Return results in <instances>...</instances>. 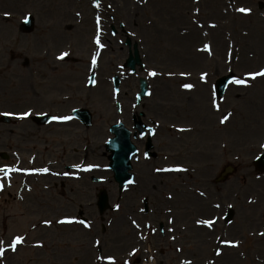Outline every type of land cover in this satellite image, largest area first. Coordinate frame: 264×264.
<instances>
[{"label": "rangeland", "instance_id": "1", "mask_svg": "<svg viewBox=\"0 0 264 264\" xmlns=\"http://www.w3.org/2000/svg\"><path fill=\"white\" fill-rule=\"evenodd\" d=\"M101 1L97 11L94 9V0H0V106L5 99V93L1 92H5V88L8 91L20 88L22 76L26 77L25 84L35 82L31 77L32 73H24L22 76L12 73L7 66L10 60L41 59L42 56L36 53L39 52L37 43L43 45L41 30H64L68 36L71 59L82 57L81 65L84 62L93 64V58L98 59L96 68L100 72L99 81L90 90V97L94 100L103 96L104 100L101 104L95 103V106L90 107L97 114L96 126H103L106 137H109V128L117 120L110 79L118 72L117 65L126 58L127 51L111 45L108 50L97 55L96 31L112 30L113 26L120 30L121 23L125 30H144L142 33L157 40L150 46L158 47L157 50H141L145 63L142 75L150 76L151 90L148 98L144 100V106L159 110L160 122L200 131L201 136L195 134L196 145L202 147L208 164L215 162V169L209 177L211 184L201 174L197 190L202 195L197 190L195 194H191L197 200L194 198V207H189L194 208L193 210H188L187 203L179 204L181 196L169 189L172 199L169 197L171 194L165 195L168 196V201L165 198L160 201L158 199L159 204L149 215L139 214V210L135 215L132 207H127L130 192L123 197V204L117 208V191L113 188L112 181H109L113 209L105 214V224L109 230L102 242L103 255L115 258L114 264H134L142 251L150 250L151 255L142 256L143 264H188L190 261L192 264H255L256 259L252 258V254L259 250V257L264 264V235L258 236V232L264 233V174H258L253 168L255 158L264 152V77L252 79L247 75L264 69V12L257 9V4L264 0H147V3L145 0H127L128 5L125 6L127 12L130 10L127 16L118 10L119 5L124 6L121 0ZM240 8H249L251 13H241ZM27 15L35 17V30H39L38 32L29 35L19 32V26ZM97 17L100 18L99 23L96 22ZM183 30H194L193 39L186 41V44L181 42L188 35ZM205 45H210V52L204 50ZM59 52L56 50L55 56ZM57 64L59 62L55 60L54 65ZM69 68L76 70L78 65L71 64ZM152 71L157 75L152 76ZM202 73H207L206 80L201 79ZM230 73L248 83H232L224 99L218 101L214 96V84L219 77ZM138 78L139 76H133L125 81L123 94L128 97L126 108L129 110L134 108L131 104L133 94L139 91ZM185 83L193 84L194 87L186 89L183 87ZM69 88L78 90L73 86ZM214 103L220 105L219 109L214 107ZM1 109L5 110V107H0ZM229 113L231 115L228 120L221 123L222 118ZM101 116L104 117V124L100 123ZM175 133V130L170 131L176 144L183 147L185 143L179 140L185 141L187 138L177 139ZM211 142L212 145L209 146ZM4 151L5 130H2L0 152ZM228 165L233 166L235 172L227 182L213 186L214 177ZM0 169H3L0 171V182H4L0 189V241L4 242L3 247L6 249L12 234H23L11 231L10 237L6 239L8 221L13 223L24 220L29 223L32 219L40 218L55 222L60 218L61 212L54 209H36L35 215L32 210L17 207L15 195L11 200L12 206L8 205L10 201L5 196V161L1 159ZM205 207L213 209L211 214L215 220V228L196 226L198 219H205L200 215ZM228 208L236 212L230 225L223 220ZM8 215H11V220H7ZM132 219L139 221L142 226L151 224V229H157L160 222L172 226L176 234H180L179 239L163 240L160 248L156 249L155 236L150 234L146 244L142 243V248L132 254L139 239L131 224ZM89 222H95L97 231H100L101 223L97 213L89 217ZM50 229L52 227L48 225L49 232L46 233V228H39V235L43 236L42 242L39 241L40 254L50 253L52 250ZM56 229L58 238L67 228L58 226ZM46 234L48 236L44 238ZM144 234L141 233L140 237L145 238ZM66 235H63L64 240ZM170 236L176 235L173 233ZM218 236L222 237L220 241L232 242V245L235 243L236 250H226L225 253ZM115 239L117 243L114 242ZM67 240L69 241L66 245L59 243L58 251L66 246V253L76 252L81 248L90 250L76 240L70 241L69 237ZM26 241V249L29 250L34 240L30 236ZM178 248L180 252L177 251ZM160 249L166 251L164 255L160 253ZM93 250L90 251L94 252ZM31 255L23 247L15 254L6 250L4 256L0 257V264H17L13 262L15 258L26 264ZM35 259L49 264L51 262L50 259H41L38 255ZM101 264H113V261L105 259Z\"/></svg>", "mask_w": 264, "mask_h": 264}, {"label": "flooded vegetation", "instance_id": "2", "mask_svg": "<svg viewBox=\"0 0 264 264\" xmlns=\"http://www.w3.org/2000/svg\"><path fill=\"white\" fill-rule=\"evenodd\" d=\"M109 35L116 38L117 44L123 41L137 45V41L131 38L128 30H110ZM49 44V39H43ZM142 45H147V39L143 35ZM50 45V44H49ZM50 56V49L47 52ZM49 61L51 59H48ZM25 65L28 62L24 63ZM50 67V65H48ZM87 67L82 68L77 80L83 81ZM45 78V77H43ZM48 82L42 84L41 90L33 91L24 95L16 102H7V105L15 113L28 112L30 115L20 118L5 129V152L8 160L31 162L49 169V178L52 191L56 197L57 209L63 211L80 210L85 211L89 205V180L97 178L104 180L105 172L98 169L93 172H83L87 162L92 158L94 161L103 160L106 157L104 133L92 134L94 141L90 143V128L74 117L76 110L88 108L90 95L88 92L69 90L67 82L72 79L66 72L47 77ZM60 78V79H59ZM59 79V81H57ZM6 105V102H5ZM160 113L151 108H143L141 112H123L120 110L121 118L131 125L133 141L137 152L132 160L133 181L131 186L134 191L135 200L138 195L150 194V188L164 186L168 188L170 172L157 171V169L170 168L171 135L164 124L157 125L154 117ZM39 115H48L50 123L37 121ZM68 117V119H56ZM135 119H141L146 128L139 129L134 126ZM153 128V132L150 130ZM151 140L152 148H148ZM177 162H180L177 159ZM173 177L175 186H183L181 171H176ZM155 175L165 177V182L154 178ZM164 230V229H163Z\"/></svg>", "mask_w": 264, "mask_h": 264}, {"label": "snow or ice", "instance_id": "3", "mask_svg": "<svg viewBox=\"0 0 264 264\" xmlns=\"http://www.w3.org/2000/svg\"><path fill=\"white\" fill-rule=\"evenodd\" d=\"M97 7H99V4L97 3ZM239 11L241 13H245V14H250L251 13V9L249 8H240ZM215 25H213L214 27ZM96 42L99 44L100 41H99V38H97ZM101 47H103V45H100ZM204 50H207V51H211V48H210V45H205L204 46ZM69 53L68 52H64V53H61V55L58 57V59H61L63 60L66 56H68ZM95 58H93V64H95ZM152 76H156L157 73L155 71H152L150 73ZM171 75V74H170ZM182 75H184L182 73ZM249 77H251L252 79H255L256 77H264V69L258 71V72H253V73H248L247 74ZM207 78V73H202L201 75V79H205L206 80ZM93 83L95 81H92ZM232 83H235V84H246L248 83V81L244 80V79H240V78H235ZM184 88L186 89H192L194 87L193 84H189V83H185L183 85ZM214 107H216L217 109H219L220 105L219 104H216L214 103ZM30 115V113L28 112H25L22 114L21 118H24L26 116ZM231 114L229 113L228 115H225L222 120H221V123H225L229 116ZM56 119H68V117H61V118H56ZM262 147H264V145H262ZM91 167V166H89ZM3 169H0V171H2ZM87 170V169H86ZM36 171H40V172H48L49 169L47 168H43V169H37ZM157 171H186V169H183V168H173V169H157ZM3 185L0 184V189H2ZM117 208H119V205H116ZM217 207H219V205H217ZM73 222H78V223H81V224H84L85 227H90V223L89 222H85V221H76L74 218H65L63 220H60L59 223H73ZM45 224H51L52 222L50 220H46L44 221ZM133 223L135 224L136 222L133 221ZM197 223H200V224H204V225H207L208 227H212L213 224H214V221L213 220H200V221H197ZM138 228L140 227L138 224L136 225ZM262 235H264V233H262ZM24 237L23 236H16L10 244H8V249H10L11 251L15 252L17 250V246L22 244L24 242ZM97 243H99V241H97ZM227 243H232V242H227ZM3 244L4 242L3 241H0V257H3L4 254H5V251L8 250V249H5L3 247ZM219 254V253H218ZM110 261H113V264H114V258L112 257H109L108 258ZM126 264H130V262H126ZM190 264V262H189Z\"/></svg>", "mask_w": 264, "mask_h": 264}, {"label": "water", "instance_id": "4", "mask_svg": "<svg viewBox=\"0 0 264 264\" xmlns=\"http://www.w3.org/2000/svg\"><path fill=\"white\" fill-rule=\"evenodd\" d=\"M260 8L264 9V4H260ZM28 29L31 30L33 27V20H30L26 23ZM230 78H224L221 79L218 82L217 85V92L218 96L222 97L224 89L226 87L227 82L229 81ZM146 89V83L142 82V91L143 94ZM119 139L123 140L120 141ZM120 142L122 143L121 145ZM111 149L114 151V154L111 158L112 161V168L116 172V180L121 183V186H123L127 181H129L130 175L128 174V170L130 169L129 165V160L131 157V154L133 152V147L129 142V136L125 135L124 137L118 138L116 137L112 142H111ZM258 168L261 171H264V155L257 161ZM105 197V196H104ZM107 197L103 198L101 201V213H104L108 206H104L106 204V199Z\"/></svg>", "mask_w": 264, "mask_h": 264}, {"label": "bare ground", "instance_id": "5", "mask_svg": "<svg viewBox=\"0 0 264 264\" xmlns=\"http://www.w3.org/2000/svg\"><path fill=\"white\" fill-rule=\"evenodd\" d=\"M122 143L120 142V144L119 145H121ZM257 243V242H256ZM235 246L234 245H232L231 243H227V245H226V247H225V249H224V252L226 253L227 251L226 250H229V251H231V252H234L235 251ZM259 250H255V252H253V254H252V258L254 257V259H256V262H255V264H263V261H261L262 259H261V257H259L260 255H259Z\"/></svg>", "mask_w": 264, "mask_h": 264}]
</instances>
